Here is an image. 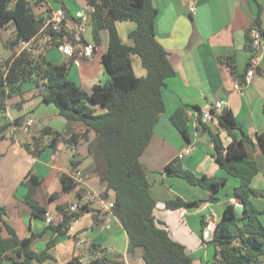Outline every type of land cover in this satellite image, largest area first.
<instances>
[{"label": "crops", "instance_id": "crops-1", "mask_svg": "<svg viewBox=\"0 0 264 264\" xmlns=\"http://www.w3.org/2000/svg\"><path fill=\"white\" fill-rule=\"evenodd\" d=\"M31 1L35 14L44 19L59 8L72 15L89 6L88 0ZM154 4L158 10L156 37L169 52L176 74L166 81L163 93L166 110L154 127L141 162L147 170L151 194L157 201L156 218L168 228L173 240L186 247L193 264H211L216 251L210 241L226 206L234 204L239 214L243 211L234 194L239 181L227 176L226 183L216 193L219 199L213 202L209 200L210 190L168 175L166 165L177 158L182 149L189 147L190 154L182 159L185 167L200 176L226 177V172L215 160L210 135L199 129L201 119L219 134L225 145L232 141L220 121L208 122L200 117L201 112L213 108L216 102L225 103L221 110L227 107L233 111L240 125V129L234 131L237 137L244 132L256 143L257 135L264 131V54L248 45V31L258 15L264 31V0H154ZM191 5L196 7L194 13L190 11ZM116 27L122 41L133 45L130 33L137 28V22L118 20ZM13 29L9 25V35L3 37L4 41ZM83 36L95 44V51L93 57L84 58L80 66L52 46L46 48L45 54L58 64L70 61L68 77L91 93L94 84L105 83L110 77L103 63L110 33L103 28L100 41L96 42L90 25ZM23 46L22 42L14 52H20ZM257 55L261 57L260 64L256 66V73L248 78L250 60ZM231 58L232 65L229 64ZM132 61L135 74L145 77L147 69L141 58L135 54ZM236 84H240V88H236ZM43 89L44 86L35 81L24 82L23 93L10 97L7 110L0 113V126L3 127L0 138V204L6 209L5 222L16 230L20 238H29L35 233L39 235L34 238L32 249L37 253L47 250L50 256L42 262L33 259V264H86L99 248L109 258L123 257L127 264H146L141 248L129 251V236L124 226L114 212L107 209L110 202H115L116 195L113 190H107L95 170V159L88 141H81L77 147L58 142L53 147L48 145L51 138L46 137L44 143L47 145L39 154L27 149L26 144L32 147L34 134H40L42 128L50 126L58 131L66 128L67 121L58 107L43 100ZM181 106L186 107L191 118L189 140L171 120V115ZM94 107L97 112L104 111L99 105ZM29 120L33 122L28 124ZM251 153L261 169L253 185L263 192L262 196H255L252 200L258 208L264 209V156L256 146ZM73 160H79L76 171ZM63 173L80 179L82 196H79L77 188L62 191ZM32 175L41 179L37 199L53 216L52 223L36 216L26 202L28 181ZM55 193L61 195L50 198ZM177 197L203 200L205 203L195 207L168 208L166 201ZM62 202H87V211L71 224L65 235H56L50 225L58 223V204ZM205 221L208 224L205 225ZM2 234L8 236L4 225ZM3 264L13 262L7 259Z\"/></svg>", "mask_w": 264, "mask_h": 264}, {"label": "trees", "instance_id": "trees-1", "mask_svg": "<svg viewBox=\"0 0 264 264\" xmlns=\"http://www.w3.org/2000/svg\"><path fill=\"white\" fill-rule=\"evenodd\" d=\"M88 4L95 8L92 26L96 42L100 41L103 28L110 33L108 49L103 58L109 79L105 83L94 84L91 93H88L68 77L70 61L63 64L52 62L45 54L50 45L40 47L34 44L20 52L15 51L8 59L0 57V113L7 110L10 97L23 93L24 82L35 81L48 88V92L43 93V100L58 107L67 121L65 131L46 126L40 134H34L33 148L26 144L27 149L39 154L47 145L44 143L46 137L51 138L48 145L53 147L58 142L77 147L81 141H88L95 159V170L99 172L107 190L115 192L113 212L129 236V251L135 252L141 248L146 264H193L186 247L173 240L168 228L156 218L154 210L157 201L151 194L147 170L141 162L154 127L166 110L163 94L166 81L176 74L169 52L156 37L158 10L154 0H88ZM33 7L31 0H0V41L16 49L22 42L33 39L44 22V17L37 16ZM118 20L137 22V28L130 33L133 45L122 41L116 27ZM261 21L258 15L248 31L249 48L252 47L251 30L258 28L263 31ZM9 25L14 29L4 41L2 30ZM135 54L147 69L145 77H138L134 72L132 59ZM232 63L233 58L229 59V64ZM94 105H99L104 111L97 112ZM190 119L185 106L179 107L171 115L175 127L188 140ZM219 121L232 137L228 145L201 119L199 129L210 135L215 160L226 172V177L197 175L185 167L178 157L167 163L166 172L210 190L212 195L209 200L213 202L219 199L216 193L226 183L227 176L237 178L239 183L234 194L243 211L239 214L234 204L226 206L217 222L214 238L210 241L216 251L211 264H259L261 260L264 264V223L259 218L264 209L258 208L252 200L255 196L263 195L253 185L261 169L251 153L256 146L264 156V131L257 135L256 143L244 132L237 137L234 131L240 129V125L233 111L227 107L220 113ZM2 130L0 126V138ZM78 164L79 160H73L75 171ZM40 182L41 179L35 175L29 179L26 202L36 216L45 219L47 209L37 199ZM61 182L63 192L77 188L79 196H82L80 179L63 173ZM59 195L61 193H55L50 198ZM86 203H81L74 211L71 203L58 204L59 221L50 225L56 235L68 232L71 224L87 211ZM204 203L203 200L177 197L166 201V206L176 209ZM5 214V207L0 204V264L7 259L13 264H33V259L42 262L50 256L47 250L37 253L32 249V242L38 234L20 238L16 230L5 222ZM3 225L8 236L2 234ZM53 242H49L48 247ZM96 250L88 264H127L123 257L109 258L102 254V249Z\"/></svg>", "mask_w": 264, "mask_h": 264}, {"label": "built area", "instance_id": "built-area-1", "mask_svg": "<svg viewBox=\"0 0 264 264\" xmlns=\"http://www.w3.org/2000/svg\"><path fill=\"white\" fill-rule=\"evenodd\" d=\"M94 11L95 8L93 6H88L71 15L64 8L57 9L48 19H44L39 32L32 40L23 42V49L34 44L38 46L47 44L54 47L65 57H69L73 64L80 66L84 58H91L94 55L95 44L86 41L83 36L86 29L92 25V13ZM190 11L194 13L196 7L191 5ZM251 39L253 48L260 50L264 54L263 31L253 28L251 30ZM260 61L261 57L258 55L250 60V67L247 71L248 78H251L256 73V66L260 64ZM240 86V84L235 85L236 88H240ZM224 104L223 101L216 102L213 108L201 112L200 117L208 122L219 121V115ZM32 122V120H29L28 124ZM190 152V148L186 147L179 152L178 158L182 160ZM79 206L80 203H73L71 209L73 211L77 210ZM113 207L114 202H110L107 205V209L110 212H113ZM53 220V216L47 211L46 221L52 223Z\"/></svg>", "mask_w": 264, "mask_h": 264}, {"label": "rangeland", "instance_id": "rangeland-1", "mask_svg": "<svg viewBox=\"0 0 264 264\" xmlns=\"http://www.w3.org/2000/svg\"><path fill=\"white\" fill-rule=\"evenodd\" d=\"M7 34L9 35V27L7 29L6 28H3L2 30V37L6 38ZM45 44H42L40 47L44 46ZM18 49L20 47H17ZM14 48L13 47H9L7 48V46L4 45V42L3 40L0 41V51L2 52L3 55H1L0 57L2 59H8L11 55H13V52H14ZM256 205V204H255ZM257 206V205H256ZM258 207V206H257ZM260 220L264 223V213H261L260 216H259ZM90 262V261H89ZM89 262H87L86 264H88ZM259 264H263V260H261V262Z\"/></svg>", "mask_w": 264, "mask_h": 264}, {"label": "water", "instance_id": "water-1", "mask_svg": "<svg viewBox=\"0 0 264 264\" xmlns=\"http://www.w3.org/2000/svg\"><path fill=\"white\" fill-rule=\"evenodd\" d=\"M43 92H44V93H47V92H48V88H45V87H44Z\"/></svg>", "mask_w": 264, "mask_h": 264}]
</instances>
